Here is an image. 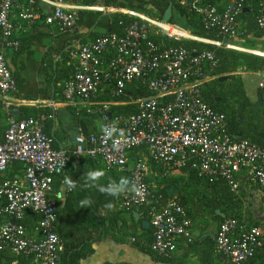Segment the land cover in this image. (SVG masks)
I'll return each instance as SVG.
<instances>
[{
	"label": "built area",
	"instance_id": "built-area-1",
	"mask_svg": "<svg viewBox=\"0 0 264 264\" xmlns=\"http://www.w3.org/2000/svg\"><path fill=\"white\" fill-rule=\"evenodd\" d=\"M65 1L0 0V108L5 111H12L17 82L4 49L19 48L17 35L29 31L39 19L38 2L53 9L45 17L46 25L60 33L74 29L78 15L65 8ZM177 1L187 13L199 17L205 29L216 30L233 41L239 34L240 15L254 0H228L222 7L212 0ZM258 7L257 25L264 31V0H258ZM14 11L18 13L16 22L11 17ZM124 15L138 20L121 21L120 33L102 34L69 50L65 65L71 78L64 84L63 98L88 114L108 115L115 105H133L136 113L105 116L97 133H81L75 138L72 154L99 158L108 170L130 171V187L120 203L127 211L151 205L157 187L149 178L151 166L161 168L162 177L180 170L194 171L210 183L222 179L231 193L240 195L250 190L264 205V145L237 140L225 115L213 110L203 97L204 84L215 78L216 56L193 53L180 45H160L152 37L176 42L203 40L187 33V39L171 34L165 28L181 30L169 23L133 12ZM203 42L221 46V42ZM133 83L141 84L150 94L120 101ZM258 88L264 91V75ZM105 92L110 100L99 101ZM45 119L17 120L11 116L0 142V177L11 164L24 165L21 179L0 178V215L14 221L0 227V252L31 257L37 264H59L61 239L54 231L58 207L49 194L54 178L64 175L69 160L64 152L53 148V140L44 131ZM105 126H114L121 134L107 138ZM113 139L119 141L115 150ZM134 152L139 155L128 166ZM27 213L40 216L38 237L29 236L21 224ZM149 216L151 250L157 256L170 259L177 250V240L193 241L192 221L175 200L160 210L152 206ZM262 219L259 226H252L245 216L225 219L214 239L216 253L231 264L247 263L264 247V206Z\"/></svg>",
	"mask_w": 264,
	"mask_h": 264
},
{
	"label": "crops",
	"instance_id": "crops-1",
	"mask_svg": "<svg viewBox=\"0 0 264 264\" xmlns=\"http://www.w3.org/2000/svg\"><path fill=\"white\" fill-rule=\"evenodd\" d=\"M132 1L133 0H129L126 4L131 5L133 3ZM225 1L227 2V0ZM225 1H221L219 4L223 6L226 3ZM65 8L76 12L78 15V21L73 30L67 33L59 34V31L52 26L46 25V28L43 29L44 23L39 19L42 16L44 17L49 15L53 9L48 5L38 2L37 10L40 14L39 19L37 20L36 24L31 29H29V31L23 34H18L17 38L20 39L24 36L25 38L28 37L33 29H37L38 32H43V37L40 38L35 44H31L25 48L23 51H20L19 48L17 50L5 48L4 54L12 71L13 77L17 82V92L12 95L11 99L13 104L12 110L13 108L18 107L21 112L20 116H22V107L36 109H43L46 107L51 108L55 113V117L52 121L50 120L46 123H43V127L47 130V132H49L51 139L54 140L55 149L64 152L68 157V160L71 162L77 158L72 154L75 148V138L81 133L84 135L93 133L86 134L84 131L87 129V126L85 127L82 124L80 127H76L74 124V117L70 111L72 110L75 112H80L81 110H85L84 108H74L65 100L62 102H55L53 101V98L50 100L44 99V93L46 90V80L44 77L53 73L52 69L50 68L52 67L50 61L52 57H54V53H56L55 50L57 49V46H61V44L65 42L67 48L71 49L78 45L93 41L96 37L108 32V26L113 16H115L117 13H127L128 9L108 8L104 7L102 3L94 6H86L82 3V0H66ZM11 17L12 20L16 22L18 20L17 11H14ZM165 29L171 34H173V31H175L174 29ZM179 33H181L183 37H189L184 32L179 31ZM252 38L256 37L252 36ZM256 39L257 40L255 41L259 44L264 43V37ZM1 48L2 44L0 41V49ZM234 48L239 51L248 52V50L242 48ZM250 52L257 55H264L263 50H251ZM54 61H58L60 63L61 59L57 56L55 57ZM245 75L248 76L247 74H243V76ZM253 75L257 76L259 82L261 77L264 75V72ZM243 84L245 95L249 99L253 109H264V91L255 86L247 87L245 82ZM260 95L262 103L259 105ZM92 114L94 113L89 115ZM109 115L111 114L109 113ZM101 122L98 123V127ZM237 136L241 139L243 134L238 133ZM72 165L69 164L63 176L54 178L52 191L49 194V198L57 204L58 211L64 207L67 199H70V202L76 205V207L73 209L70 207V209L80 211L83 209L80 205V201L87 199L90 201L91 207L85 208V213L99 211L100 215L103 216V219H101L102 221H100L101 230H96L93 232L91 235L93 238H89L90 240H87L83 246L78 248L80 256L77 260V264L161 263L157 262L158 259L163 260V263L170 264H231L227 258L222 257L215 251L214 239L218 231V224L213 222L211 218L209 221L202 222L198 228L193 229L192 216L194 215L193 210L190 209V206H188L185 211H189L191 215L188 216L192 221L193 241L188 243L185 239L177 240V250L170 259H164L157 256L151 250L152 227L149 214L147 216L144 212V209L141 207L131 211L121 208V199L124 193L129 189V183L125 191L115 196V205L113 208L110 210H105V208L101 206L103 203L108 202L111 196H107L106 194L99 192L97 186H107V184L110 182H117L121 180L119 178V173H122V171L108 170L104 166L101 159H89L87 156L81 157L78 167H73ZM89 170H98L103 173V175L96 181V185H89L88 182L85 181V174ZM150 172L151 174L149 178L150 180H155L156 185L161 180L170 179L169 181L160 183V185L170 187V185L174 184L170 181L173 179H178V185H174L176 186L175 195L178 197L179 193H182V188L185 186L188 172L179 170L174 171L167 177H162L161 168L153 166L150 167ZM23 174L24 165L20 163H13L0 178L2 180L11 177L21 179ZM67 177H70L73 181L77 182L75 188L70 189L65 183ZM172 193H174L173 189L170 190V195H172ZM96 205H100L99 209ZM1 206L2 204L0 202V208ZM93 217L98 216L95 214ZM8 221L14 222L13 219L0 215V227ZM39 221V215L27 213L25 219L22 221L24 225L22 223L21 224L25 227L29 236L38 237L36 228L39 224ZM83 224L91 226L93 225V222L88 220ZM263 252L264 248L258 252L257 257L252 262L250 261L247 263L264 264ZM0 254H5L9 258H13V261L8 264H18V259H22L20 258L21 256L14 255L9 251L0 252ZM63 254L64 251L60 255V260L62 259ZM61 262L63 264V260H61ZM61 262L59 264H61ZM27 264L37 263L32 258L31 261L27 262ZM64 264H68L67 261L64 260Z\"/></svg>",
	"mask_w": 264,
	"mask_h": 264
},
{
	"label": "trees",
	"instance_id": "trees-1",
	"mask_svg": "<svg viewBox=\"0 0 264 264\" xmlns=\"http://www.w3.org/2000/svg\"><path fill=\"white\" fill-rule=\"evenodd\" d=\"M128 1L129 0H82V3L86 6H94L102 3L104 7L108 8L128 9L141 13L143 15H146L148 18L150 17V19L158 21H162L167 9L171 6L173 14L169 21V25L176 27L181 31L189 34L190 36L203 41L221 43L223 42L224 38L221 37L216 30L205 29L201 19L197 16H193L187 13V11L179 4L177 0H133V3L131 5H127L126 3ZM221 1L225 0H212V3L218 5ZM258 14V0L247 3L246 10L240 15L238 19L239 31L241 32V35H243V37H264V31H262L257 25ZM45 17L46 16H42L39 19L44 23L43 29L46 28ZM137 20L138 18L129 17L122 13H117L110 20L108 32L106 33H120L119 22L123 21L125 23H131ZM58 33L62 34L60 32ZM43 34V32H38L37 29H33L28 37L25 38L24 36L19 39V50L23 51L31 44H35L40 38L43 37ZM152 40L163 46H184L188 51H191L193 53H213L218 60V67L214 72L215 78L212 81L204 84L203 86V97L205 102L216 112L225 115L228 128L237 140H240L237 134L241 133L243 134V137L241 139L248 140L251 143L261 146L264 145V109H253V106H251L249 99L245 95L244 84L242 82L241 76L236 74L238 72L243 74H257L264 72V57L230 50L226 47L212 45L210 43L197 40L187 39L176 42L167 37H152ZM228 45L261 51L255 48H246L241 45L232 43L231 41H229ZM56 48V53H54V57H52L50 61V64L52 66L50 68L52 69L53 73L44 77L46 80L44 99L50 100L51 98H53V101L55 102H62L64 100V84L71 78V72L65 65L70 49L67 48L65 42H63L61 46H57ZM57 56L61 59L60 63L58 61H54L55 57ZM226 80H230L227 86L225 83ZM149 94L150 92L146 88L142 87L141 84L133 83L127 87L125 94L119 100L128 102L132 101V99H136L139 96H148ZM217 98H221L222 101L220 103H217ZM98 100L109 101L110 98L108 97L107 92H105L104 96L100 97ZM21 110L23 114L17 120H23L30 117L40 118L44 116L46 117L44 123H46L50 120L52 121L55 117V113L53 112V110L47 107L43 109L22 107ZM70 112L74 117V124L76 127H80V125L82 124L85 127L87 126V129H85L84 131L86 134L96 133L98 130V123L101 122L105 116H107L103 113H94L92 115H89L86 110H81L80 112L71 110ZM109 113L111 114V117L123 116L126 114L136 113V108L134 106H112ZM11 116V112L9 113L3 108H0V142L3 141L4 134L8 128V119ZM44 131L49 137H51V135L45 128ZM53 148L55 149L54 140ZM134 153H132L131 155V162L128 164V166H130L134 162V158L139 155L138 152ZM88 158L90 159L91 157ZM80 159L81 157H77L71 162L69 160L67 167L69 166V164H73V167H78ZM186 172H188L187 180L185 186L182 188V195H178V197L175 195L176 186H174L178 185V179L171 180L170 182L174 184L170 185V187L160 185L161 182L169 181L170 179L161 180L159 183H157L151 205L141 207L142 209H144V212L147 216L152 206H156L157 209L160 210L162 205L164 206L165 203L171 200H175L180 206L186 209L191 202L190 198H188V196H191V194H189L190 190H194V194L200 195L197 199L200 204L204 205L206 209L210 210L213 221L218 224V228L225 219H239L243 217V212L241 211V197H239V195L231 193L222 179H217L210 183L203 178H199L194 171ZM119 178L126 179L130 185V171H124L122 173L120 172ZM5 179L13 180L16 178L11 177ZM199 185H205L206 190L200 192ZM186 188H188V192H186ZM171 189L174 190V193H172V195H170ZM107 203H111V208H113V206L115 205V197H111L108 202L103 203L101 206L105 208L104 205ZM96 206L99 209L100 205ZM70 207L73 209L74 207H76V205L71 203L70 199H67L64 207L59 209L57 213V219L54 224V231L58 234L62 241L61 253L64 251V254L62 255L63 257L61 260H63V264L64 260L67 261L68 264H77V260L80 256L78 248L83 246L87 240H90L89 238H93L91 236L93 232H95L96 230H101L100 221H102L101 219H103V216L100 215L99 211L85 213V208L78 211L72 210L70 209ZM105 210L110 209L105 208ZM187 212L188 215L191 216L189 211ZM95 214L98 217H93V215ZM88 220L92 221L93 225L87 226L83 224ZM249 223L252 226L260 225V223L252 220H249ZM22 224L24 225V223ZM257 254L248 262H252L257 257ZM20 258L22 259H18V264H27L28 261L32 260L31 257L21 256ZM12 261L13 258H9L5 254H0V264H8ZM157 262L164 261L158 259Z\"/></svg>",
	"mask_w": 264,
	"mask_h": 264
},
{
	"label": "rangeland",
	"instance_id": "rangeland-1",
	"mask_svg": "<svg viewBox=\"0 0 264 264\" xmlns=\"http://www.w3.org/2000/svg\"><path fill=\"white\" fill-rule=\"evenodd\" d=\"M128 12L140 14L143 17L145 16V18L147 17L146 15H143V14L135 12V11L128 10L127 13ZM124 14H125V12H124ZM182 39H187V38H182ZM255 40H257V39L252 38V36L251 37H248V36L243 37V35H241V32L239 31L238 36L231 42L235 43L237 45H241V46L246 47V48H255V49H259V50L264 51V43L259 44ZM230 46H232V45H230ZM238 48H242V47H238ZM228 49L234 50V51H239V50L232 49L229 47H228ZM242 49H245V48H242ZM245 50H248V52L247 51H239V52L253 54L250 52L251 49H245ZM253 55L257 56V54H253ZM258 56L264 57V55H258ZM236 74L241 76L242 82L243 83L245 82L247 87L248 86L258 87L259 82H258L257 76H255L253 74H247L248 76H246V75L243 76V73H240V72H238ZM228 82H230V80L225 81L226 86L229 84ZM199 190H200V192L205 191L206 186L205 185H199ZM188 191H189L188 188H186V192H188ZM194 193H195L194 190H190L189 194H191V196H188V198H190V200H191L189 206H190V209L193 210V215H194V216H192L193 217V220H192L193 221V229L198 228V226L202 222L209 221L212 218L210 210L206 209V207L204 205L200 204V202L197 200L198 196H200V195H196ZM180 195H182V194L179 193V196ZM239 197H241V200H242V209H241V211L243 212L242 215L245 216L247 220H252L255 222H259V223L261 221H263L262 217H263V206L264 205H263L262 201H260L250 190L248 191L247 194H246V192L240 193ZM212 220H213V218H212Z\"/></svg>",
	"mask_w": 264,
	"mask_h": 264
},
{
	"label": "clouds",
	"instance_id": "clouds-1",
	"mask_svg": "<svg viewBox=\"0 0 264 264\" xmlns=\"http://www.w3.org/2000/svg\"><path fill=\"white\" fill-rule=\"evenodd\" d=\"M103 132L107 138H112L113 136H118L121 134L120 130L114 126H105L103 128ZM112 147L114 150L119 147L118 139L112 140ZM102 175H103V173L101 171L89 170L86 172L84 178H85V181L88 182L89 185H96V181ZM65 183L71 189V188L76 187L77 182L73 181L70 177H67L65 180ZM97 187H98L99 192L106 194L107 196L115 197L119 193L126 190V188L128 187V181L126 179H121L117 182H110L107 184V186H97ZM80 205L82 208H90L91 207L90 201L87 199L81 200ZM104 207L111 209L112 205H111V203H107L104 205Z\"/></svg>",
	"mask_w": 264,
	"mask_h": 264
},
{
	"label": "water",
	"instance_id": "water-1",
	"mask_svg": "<svg viewBox=\"0 0 264 264\" xmlns=\"http://www.w3.org/2000/svg\"><path fill=\"white\" fill-rule=\"evenodd\" d=\"M172 7L170 6L168 9H167V11H166V13H165V15H164V17H163V19H162V22L164 23V24H168L169 23V21H170V19H171V17H172ZM228 39L227 38H224L223 39V42L221 43V47H227L228 46ZM213 45V44H212ZM258 56V55H257ZM262 103V99H261V95H260V101H259V105ZM255 108H257V107H255ZM20 114H21V112H20V109L18 108V107H15V108H13V110H12V117H14V118H18V117H20ZM107 116H110L109 114L107 115ZM14 223V222H13ZM158 264H170V263H163V262H161V263H158ZM245 264H249V263H245Z\"/></svg>",
	"mask_w": 264,
	"mask_h": 264
},
{
	"label": "bare ground",
	"instance_id": "bare-ground-1",
	"mask_svg": "<svg viewBox=\"0 0 264 264\" xmlns=\"http://www.w3.org/2000/svg\"><path fill=\"white\" fill-rule=\"evenodd\" d=\"M165 31H166V29H165ZM181 32H183V31H181ZM175 33H179V31H176V30L173 31V34H175ZM179 35L182 36L181 33H179ZM182 37H183V36H182ZM185 38H186V37H185Z\"/></svg>",
	"mask_w": 264,
	"mask_h": 264
},
{
	"label": "flooded vegetation",
	"instance_id": "flooded-vegetation-1",
	"mask_svg": "<svg viewBox=\"0 0 264 264\" xmlns=\"http://www.w3.org/2000/svg\"><path fill=\"white\" fill-rule=\"evenodd\" d=\"M221 101H222L221 98H217V99H216V102H217V103H220Z\"/></svg>",
	"mask_w": 264,
	"mask_h": 264
}]
</instances>
